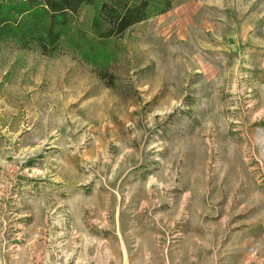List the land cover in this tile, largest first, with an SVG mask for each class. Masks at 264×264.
I'll list each match as a JSON object with an SVG mask.
<instances>
[{"label": "rangeland", "instance_id": "obj_1", "mask_svg": "<svg viewBox=\"0 0 264 264\" xmlns=\"http://www.w3.org/2000/svg\"><path fill=\"white\" fill-rule=\"evenodd\" d=\"M115 42L106 78L0 42V264H264V0Z\"/></svg>", "mask_w": 264, "mask_h": 264}, {"label": "trees", "instance_id": "obj_2", "mask_svg": "<svg viewBox=\"0 0 264 264\" xmlns=\"http://www.w3.org/2000/svg\"><path fill=\"white\" fill-rule=\"evenodd\" d=\"M174 0H0V42L35 46L44 54L68 49L98 69L118 56L115 38L170 10ZM112 85L110 79V86Z\"/></svg>", "mask_w": 264, "mask_h": 264}]
</instances>
